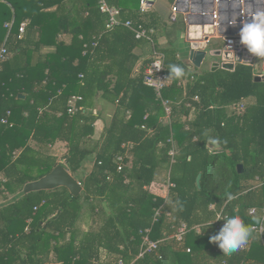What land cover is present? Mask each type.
I'll list each match as a JSON object with an SVG mask.
<instances>
[{"label": "trees", "instance_id": "16d2710c", "mask_svg": "<svg viewBox=\"0 0 264 264\" xmlns=\"http://www.w3.org/2000/svg\"><path fill=\"white\" fill-rule=\"evenodd\" d=\"M107 1L123 20L153 29L156 40L166 27L153 10L141 14L139 0L138 7L134 0ZM99 2L0 1V50L5 47L11 56L0 70V264H264V242L254 231L249 250L230 255L209 241L220 228L216 216L223 208L252 226L258 225L254 217L262 219L264 80L256 81L254 68L243 65L233 72L190 69L174 47L161 49L167 74L171 64L185 70L179 79L170 77L162 92L173 108L171 124H164L162 101L143 84L145 71L132 78L141 41L124 27L107 31ZM66 34L72 35L69 45L60 38ZM73 96L83 98V110L69 116ZM119 98L131 113L116 114L103 139L94 141L99 100L115 104ZM209 137L219 140L217 149L207 144ZM33 140L66 143L68 153L59 163L30 146ZM93 155L92 173L80 180ZM58 166L77 176L83 187L78 196L64 187L22 195ZM161 172L174 184H162L166 195L152 192ZM85 204L92 219L87 232L78 227ZM184 223L201 230L188 232L183 241L168 239ZM146 236L161 243L139 257Z\"/></svg>", "mask_w": 264, "mask_h": 264}, {"label": "built area", "instance_id": "2783aa9c", "mask_svg": "<svg viewBox=\"0 0 264 264\" xmlns=\"http://www.w3.org/2000/svg\"><path fill=\"white\" fill-rule=\"evenodd\" d=\"M223 2L226 3V7L223 12L227 15L228 21L223 22L221 17V7ZM154 5V4H153ZM151 0H140V12L146 14L153 10ZM99 10L102 14L107 16V31H113L118 27H124L131 31L136 40L148 41L153 46L155 44L154 30L144 27L142 24H136L132 20H123L121 10L112 6L107 0H100ZM264 11V0H175L171 7V21L176 22L180 17L187 25V41L190 43V47L193 50L205 51L208 54L215 55L220 52L221 65L224 63H232L235 68L239 65L248 66L254 68V72L258 66L257 62L262 63V70L256 72L255 75L264 79V58L256 57L247 51V48L240 43L239 30L243 20L250 17L252 13ZM194 18L196 23L190 24L189 18ZM236 20V24L233 25L230 21ZM28 23H22L20 27L21 36L25 33ZM11 27V24L8 25ZM237 28L235 34L222 33V28ZM200 29V33H199ZM213 49L209 51L208 49ZM229 55L232 59H226ZM226 56V58H225ZM225 58V59H224ZM8 59V51L5 47L0 50V70L1 64ZM166 54L153 48V54L150 58V62L147 65L143 84L150 89H153L156 97L162 101V105L165 111V120L168 124H171L173 115V108L170 102L163 100L162 92L170 85V77L166 72ZM193 79V78H192ZM83 101L80 96H73L68 103L69 116H75L77 113L83 110V107L79 104ZM242 111L246 103L242 102L238 105ZM11 112L7 113L10 116ZM3 124H8V119L2 120ZM172 144V151L170 156L174 157L176 154V144L173 139L169 141ZM123 161V158H120ZM119 170H122V165ZM259 181V180H258ZM259 182H257L258 184ZM260 186L264 185L263 182L259 183ZM174 187V184L170 182L168 178V188ZM220 215H229L224 208L218 212ZM217 213V214H218ZM257 210L251 209L250 215H256ZM159 215V214H158ZM217 217V216H216ZM223 224V220L217 221ZM255 234L261 238L264 242V210L262 211V223L253 226ZM200 232V226L190 228L187 224H182L177 230L174 236L168 237V239H176L183 241L184 236L192 231ZM149 231H147L148 233ZM160 241L154 242L148 236L144 237L142 245L143 251L139 257H143L146 253L157 250L159 248ZM250 243L243 246L242 250H249ZM191 252V250H188ZM120 264H123L122 262Z\"/></svg>", "mask_w": 264, "mask_h": 264}, {"label": "crops", "instance_id": "0c3cea01", "mask_svg": "<svg viewBox=\"0 0 264 264\" xmlns=\"http://www.w3.org/2000/svg\"><path fill=\"white\" fill-rule=\"evenodd\" d=\"M0 1H3V0H0ZM139 2H140V0H139ZM156 2H157V0L154 1V5H153L152 9H153V11L158 10L161 12V10H160L161 6H159V5L156 6ZM173 3L171 4L169 11H168V17H167L168 20H166L164 16H163V18H160L162 26L165 27V25H166V27L162 31L158 32V34L156 36V38L158 40H156L154 37V39H155L154 46L150 42L143 40V41H141L140 45L135 49L134 56L136 57V64H135V67H133L132 78L139 76V74H141V72L143 70L145 71V69L147 67L146 64L148 63V61H150V58L153 54V48H156L159 51L163 52L161 49L174 47L178 52L179 59H181L186 65L189 64L191 66L190 69H193V68L198 69L195 66H193L191 64V62L189 61V54H190V51L192 49L190 47V43L187 41V25L183 21L182 17H180L179 19H182V21L185 25L184 30L183 31L178 30V29L175 30L176 31L175 36L173 35V33H170V31L174 32V29L169 28L170 25H168L167 23L169 22L171 24V26H173L174 24H176L179 21V20L176 22L171 21V18H170L171 17V7H172ZM54 9L55 8H53L51 10H54ZM199 33H200V29H199ZM60 38L67 45L71 44V42H72V35H70V34L61 35ZM48 52H49V50H45L44 52H42V55L41 54L37 55V57L35 58L34 61L37 62L41 58V56L44 57L46 54H48ZM10 58H11V56L8 57L7 60H9ZM101 62H103V60ZM102 64L105 65V62H103ZM212 66H213V64H212ZM212 66H211V69H212ZM220 69H222V68H220ZM259 71H263L262 70V63H260V68H256V71L254 72L255 77H257L255 75V73L259 72ZM114 82H115V79L113 80V83ZM184 85H186V84H184ZM22 98L25 99V96H22ZM120 101H121V98L117 99L115 104H112L108 100H103V99L99 100V104L94 109V114L100 115L101 118L95 124V135L93 137L94 141H99V140L101 141L103 139V137L106 134V128L111 124V122H112L114 116H116V114H118L120 112L121 117H122V116H124V114L128 115L131 113L128 110H126L125 106L122 107V105H121L122 103ZM125 104L128 106L129 98L126 99ZM6 118L7 117H4L3 119H6ZM190 118L192 119L193 115L191 117H189V119ZM2 120H1V122H2ZM184 120H187V118L184 117ZM161 122H163L164 124L167 123L165 120V116H163L161 118ZM4 125H6V124H4ZM30 146H32L36 151L47 153L48 155H51V156L57 158L59 163L63 160V158H65V156L68 153L67 144L63 143V142H56L55 144L47 145V144H38L36 141L33 140V141H30ZM212 148L217 149L218 147L212 146ZM20 154H21L20 151L15 153V159L18 158ZM95 161H96V159H95L94 155L90 156L85 161V163L83 164V169L79 172V175H78L80 180L83 177H86L87 175L92 173V171L94 169ZM68 172L72 175V173L70 171H68ZM0 178H2V174H0ZM75 178L77 180V176H75ZM167 179L168 178H166V175H164V173H162V172L159 173L157 178H156V181L154 182V184L152 186L153 193H155L156 195H166L168 191H167V189H164L162 187V184L163 183L165 184V181ZM251 184H257V182L254 181ZM3 200H4L3 195L0 194V204L3 203ZM90 214H91V206L89 204H85L81 220L78 224L79 229H81V231H83V232H87L89 227L92 225V221H91L92 219H91ZM250 246H251V244H250Z\"/></svg>", "mask_w": 264, "mask_h": 264}, {"label": "clouds", "instance_id": "9594fccd", "mask_svg": "<svg viewBox=\"0 0 264 264\" xmlns=\"http://www.w3.org/2000/svg\"><path fill=\"white\" fill-rule=\"evenodd\" d=\"M230 23L235 25L236 20ZM239 37L240 43L247 48L250 54L264 58V11L252 13L248 19L242 21ZM168 75L179 79L185 75V70L179 65L171 64L168 66ZM207 144L215 146L219 144V140L209 137ZM228 199L231 200L233 197L229 195ZM177 204L179 210H182L183 205L179 201ZM253 219L256 224L262 223L260 217ZM220 220H223L222 226L209 237V241L217 244L224 255H230L249 242L254 229L252 225L246 224L239 214L220 215L218 213L216 221Z\"/></svg>", "mask_w": 264, "mask_h": 264}, {"label": "water", "instance_id": "95a60500", "mask_svg": "<svg viewBox=\"0 0 264 264\" xmlns=\"http://www.w3.org/2000/svg\"><path fill=\"white\" fill-rule=\"evenodd\" d=\"M155 0H151V4H154ZM226 7V3L223 2L221 7V17L223 22H227L228 18L227 15L223 12V9ZM190 24L194 25L196 23V20L194 18H189ZM237 31V28H222V33L227 34H235ZM214 56H220V52H217ZM207 57V53L205 51H197V50H191L189 54V61L193 66L200 69ZM226 58V56H225ZM224 58V59H225ZM226 59H232V56L229 55ZM187 66L190 68L191 66L187 64ZM220 68L227 70V71H235V66L232 63H214L212 66V71L215 72L219 70ZM256 81H262L263 78L257 76L255 77ZM239 172H244V166L239 165L238 167ZM201 180L202 175H199L197 178V185L200 188L201 187ZM67 188L74 196H78L81 191L83 190L82 185L67 171V169L64 166H58L51 174L44 177L43 179L30 183L26 186L24 189L22 195L29 194L31 192H38V191H47V190H54L56 188Z\"/></svg>", "mask_w": 264, "mask_h": 264}, {"label": "rangeland", "instance_id": "374dc122", "mask_svg": "<svg viewBox=\"0 0 264 264\" xmlns=\"http://www.w3.org/2000/svg\"><path fill=\"white\" fill-rule=\"evenodd\" d=\"M137 1L134 0V4H135L134 7H138V2ZM173 1L174 0H157L156 6H158V5L161 6L160 7L161 8L160 9L161 12L158 11V10L157 11L154 10V12L156 13L158 18H163V16H164L165 19L168 20V18H167L168 17V11H169V8H170L171 4L173 3ZM167 24L170 25L169 28L174 29V32L170 31V33H173L174 36L176 34L175 30L178 29V30H182L183 31L184 30V26H185L183 21H182V19H179V21L176 24H174L173 26H171V24L169 22ZM212 49L213 48L210 47L208 50L211 51ZM215 62L216 63H221V57L213 56L211 54H208L206 59H205V61H204V64L202 65V67L199 70H201V72L210 71V70H212L211 69L212 64H214ZM257 64H258L257 68H260L259 61L257 62ZM167 178H169V174L167 175ZM167 184H168V179H167ZM167 184L165 183L166 186H167Z\"/></svg>", "mask_w": 264, "mask_h": 264}]
</instances>
